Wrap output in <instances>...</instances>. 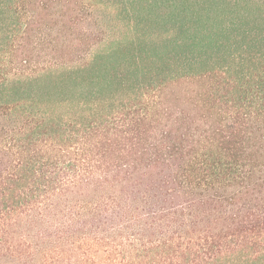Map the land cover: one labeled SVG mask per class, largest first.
<instances>
[{
    "label": "trees",
    "instance_id": "trees-1",
    "mask_svg": "<svg viewBox=\"0 0 264 264\" xmlns=\"http://www.w3.org/2000/svg\"><path fill=\"white\" fill-rule=\"evenodd\" d=\"M0 264H264V0H0Z\"/></svg>",
    "mask_w": 264,
    "mask_h": 264
}]
</instances>
